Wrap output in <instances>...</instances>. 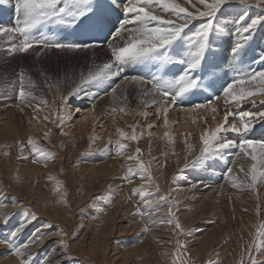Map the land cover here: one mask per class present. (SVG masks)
Here are the masks:
<instances>
[{
    "label": "snow or ice",
    "instance_id": "obj_1",
    "mask_svg": "<svg viewBox=\"0 0 264 264\" xmlns=\"http://www.w3.org/2000/svg\"><path fill=\"white\" fill-rule=\"evenodd\" d=\"M8 2L0 0V4ZM184 3L188 6L178 0H14L13 24L0 23V55L11 58L32 54L39 59L51 51L91 52L92 58L85 69L71 77L57 76L54 83H49L47 74L40 72L43 89L55 94L51 101L44 98L41 85L25 68L18 69L15 78H0L3 85L0 99L14 98L18 106H23L21 111L30 107L34 113L59 100L55 123L63 135L64 121L73 111H78L66 110L70 100L83 95L95 101L102 99L103 93L110 95L115 103L121 98L127 99V89L132 86L139 97L146 98L140 103L156 108L155 119L163 118L164 131L160 138L169 145L176 142L168 119L170 108L179 105L190 113L210 110L215 126L208 123L206 115L198 133V152L194 145L184 140L187 145L184 170L222 163L224 175L234 189L257 192L258 186H264V138L255 139L250 134L257 122L264 121V110H242V106L248 102L256 105L258 100L264 107V45L256 43L258 34H264V0H184ZM252 8L259 9V13L250 14ZM256 47L261 48L259 53ZM97 49L103 50V60H97ZM225 64L231 75L225 71L224 76H217L215 70ZM130 69L136 74H130ZM208 89L212 90L211 95L205 94ZM118 90L121 97L117 96ZM220 106L225 110L222 119L217 120ZM92 108L95 109V103ZM119 111L126 112L127 109L121 107ZM111 112L116 113L117 107H112ZM138 114L149 115L148 112ZM44 120L49 118L45 116ZM192 123L195 125L198 121L193 119ZM130 127V135L117 128L119 139L109 138L99 151L109 153L114 148L117 156L126 157L128 166L122 179L127 184L137 178L148 183V187L142 183L131 189L133 196L139 197L135 215L146 218L144 233L152 231L154 226L168 225L178 237H190L192 229H184L176 215L179 200L169 199L171 193H162L155 184L152 161L146 163L142 159L140 147H136L134 153L128 151L130 143L150 139L153 136L151 130L159 125L147 124L146 136L143 131L137 133L138 124ZM184 135L187 137L190 133ZM50 136V132L44 133L45 139ZM27 146L33 164L47 167L56 156L31 137ZM10 147L5 146L6 149ZM24 148V141H20L19 158L27 160L29 157L24 155ZM9 154L5 152V155ZM62 187L57 181L54 191L64 203L66 193L61 195ZM190 187L196 188L197 184L192 183ZM13 205L20 207L21 219L6 237L0 239V245L5 246L8 255L18 257L19 264H34V253L29 251L33 244L42 243L51 235L67 236V233L46 231L53 225L44 222L32 229L27 240L21 241L20 235L39 217L19 200H14ZM164 205H167V214L157 216ZM12 215L3 213V226L9 224ZM53 243L60 245L67 255L69 245L65 240ZM187 249L188 243L178 238L172 264H188L182 259ZM55 252V248L50 249L41 264H55L50 258ZM259 257H264V222L258 225L248 246V264H264V259ZM209 264H212L211 260ZM240 264H245L243 250Z\"/></svg>",
    "mask_w": 264,
    "mask_h": 264
},
{
    "label": "bare ground",
    "instance_id": "obj_2",
    "mask_svg": "<svg viewBox=\"0 0 264 264\" xmlns=\"http://www.w3.org/2000/svg\"><path fill=\"white\" fill-rule=\"evenodd\" d=\"M178 2L184 4V6H188L184 3V0H178ZM46 55L56 61V64L57 61L62 63L66 62L69 63V65L72 63L70 66H72L74 70L68 74L70 77L79 70L85 69V66L91 62L92 58L91 52L73 53L72 57L67 55V53L58 51L47 52ZM95 55L98 61L104 59V52L102 49H97ZM1 56L0 78L6 76L9 78H15V73L20 68L27 69L29 74L34 78V75L27 67L28 65L26 61L23 60L26 57L28 62L38 61L34 55H16L15 58ZM9 72L10 76L8 74ZM66 76V74H62L60 78L63 79ZM35 80L41 85V91L44 93V98L52 100L55 96L54 92L43 89V82L40 83L38 79ZM49 83H54V80H49ZM2 87L3 85L0 84V88ZM92 91L96 90L92 89ZM205 94L211 95V92L206 90ZM101 95L103 96L102 99L104 103L100 106L95 104V109L92 108L88 111L84 118L76 125L69 124V118L65 120V126L68 129H71L70 131L74 132L77 130L73 135V138L76 140L74 154L84 147L86 136L95 128L93 123L103 118H110V121H113V124L115 125L113 128L114 135L111 132H108L105 136V139L109 140V138L112 139L113 136L118 135V132L116 131L117 128L122 129L121 127H124L121 122H124L126 125L130 124L129 119L134 118V115L137 112L136 109L139 111L141 110V112H146V110L150 108L145 107L144 104L140 103L141 99L146 98L139 97L136 88L132 86H129L127 89V99L121 98L115 103L110 95H103V93H101ZM117 96L121 97V92L119 90ZM84 98L87 97L82 95L78 98L81 100H77L79 102L76 104L79 106L86 104L87 101ZM3 105L9 115L7 116L8 120L2 124L3 129L0 131V142L4 145L10 144L11 147L9 152L10 158L8 161H0V167L2 166L4 168L3 171H5L8 180L9 178L17 176L18 170V175L23 178L22 181L20 180L21 182L19 181L20 184L14 183V190H12V193H17L15 195H17L21 201L32 202L31 204H33L35 209L40 212L42 217L47 216L48 219L58 222L67 232L71 231L73 225H70L71 218H68V212L70 210V207H67L69 206L67 205V202L70 203V201H68V196L66 195L64 203L55 204V201H57L59 197L61 198V196L54 198L51 196V191L45 190L42 187L36 189L31 186L34 181L40 180L41 177L52 175L55 170L54 165L38 167L32 165H16L15 163V151L18 142L21 140L27 141L31 136H43L44 132L47 131L48 123H44L45 121L43 117L51 116V106H43L41 111L34 113L30 107H24V110L21 111L20 108L23 106H18V103L14 106L13 110H9L5 103H3ZM112 107H117V112L114 114L111 112ZM121 107L126 108L127 111H119V108ZM173 107L181 113V123L177 129L174 127L176 120L169 119L171 130L175 135L176 142L174 145H169L164 140L162 145L158 146L155 153L156 157L163 158V156H165L162 162L163 165L166 166H162L160 172L163 173L164 177H167L166 181L168 184L175 169L173 163L176 161L177 156L185 162L184 157L187 155V149L182 143L181 136H177V131L184 135L187 130L191 129V125L200 130L203 127L202 121L205 116L211 115L210 110H207V113L205 110H198L196 113H190L184 111L183 106L178 105ZM70 108H73L72 105L67 107L66 110H70ZM75 109L80 111L78 107ZM222 109V106L218 108V113L216 114L217 120H221L223 117ZM193 119H196L198 123L194 125L192 123ZM211 126H215L213 121ZM263 133H258V130L254 129L250 135L252 138L257 139V136L259 135L264 136L262 135ZM195 147L198 152L199 140L196 141ZM134 151L135 148H133L130 153H134ZM120 159L121 160L107 161L100 164V166H86L84 172L75 178L81 187H86L87 191L84 196L80 197L78 206H82L85 202L89 201L92 196L96 195L98 193L97 191L106 188V186L107 188L110 187L112 190H115L119 199L114 208L109 211L107 215L105 214L106 216L103 215L104 217L97 218L95 222H87V224L80 221V225L83 224L87 227L86 231L79 241L73 243V245L69 243L70 245L67 251L69 254L72 251H75L76 257L84 258V260L87 259L94 264H100L101 262V259L99 260L97 258L98 255L101 254V256L106 259L108 258V254L111 255L112 250H116V253L112 254L111 257H109L110 259L108 258L112 264H172L175 247L173 243V229L168 225H158L154 226L152 231L144 233L143 228L146 218L138 219L137 216L134 217L135 215L133 214V211L136 210V206L134 203L128 201V195L131 192V189L136 185H141V181L137 178L132 184L122 186L119 178L122 176L128 165L125 163L126 157ZM224 167L225 166L222 163H211L210 167H201L194 173L193 178L191 177V183L185 186V188L183 187L182 190L178 191L176 194L182 202H186L183 206H185L187 210L183 211L178 218L180 223L188 226V229L193 227V225L198 223L202 218L212 219L214 222H218L217 226L214 228L201 231L202 233H200L197 236V239L193 241V246H195L194 251H198L201 255L209 254L215 249L222 250L224 255H230L232 254V251H239L238 245L240 246V243L244 239H246L245 242L249 246L255 236L256 228L258 227L259 217L257 213L260 211L259 204L262 205L261 209L264 214V186H258L257 192L234 189L224 175ZM89 169L91 170L89 171ZM192 183H196L197 187L191 188L190 185ZM168 184L166 185L165 190L167 189ZM8 206L11 207V205ZM8 206L6 205L4 208L7 209ZM2 208L0 209V229H3L4 227L3 213H9ZM11 213H13L12 210ZM161 213L164 212H160V215H157L161 216ZM68 225L70 227H68ZM56 238H60L58 240L62 239L60 236L55 237V235H51L44 239L42 243L33 244L29 251L36 255L39 250L49 246V244H53V247L51 246V248H55L56 252L52 253L50 258L54 260L55 264H66L69 257L61 251L60 245L53 243V240ZM122 238H125L127 243L125 242V245L115 244L114 247L117 248L114 249L112 247L115 243L114 241L117 239L122 240ZM43 258L44 257H42V259ZM35 262L37 263V261ZM0 264H19V258L13 255H8L5 246L0 245Z\"/></svg>",
    "mask_w": 264,
    "mask_h": 264
},
{
    "label": "rangeland",
    "instance_id": "obj_3",
    "mask_svg": "<svg viewBox=\"0 0 264 264\" xmlns=\"http://www.w3.org/2000/svg\"><path fill=\"white\" fill-rule=\"evenodd\" d=\"M193 2H195V0H193ZM8 3L13 4L14 0H9ZM1 6H2V4H0V7ZM232 10L233 9H229V11H232ZM259 11H260L259 9L252 8V9H250V14L255 15V14H258ZM4 13L7 16L3 19L2 23L6 26L12 25L14 22L13 7H11L9 10H7ZM256 43H257V45H264V34H258V39H257ZM255 50L257 53H259L261 51V48L256 47ZM221 51H223V49H221ZM72 54L73 53H67V55H69L71 57L73 56ZM15 57L16 56H14V58ZM6 58H8V57H6ZM23 60L26 61L27 65H28L27 67H28L29 71L34 75V78L38 79V81L40 83L43 82V77L40 76L41 71H43L44 73L47 74V76L50 78L49 79L50 81H53L55 77H57V76L61 77L62 74H66L68 77H70L68 74L72 70H74V68H72V66H70L72 63H70V65H69V63H66V62L62 63L60 61H57V64H56V61H54L52 58H49L48 55H46V54L41 56L38 59V61H35V62L34 61L28 62V59H26V57ZM8 63H9V61H8ZM58 66H60V67H58ZM225 71H228L229 74L231 75L230 69H229L227 64H225V66L221 69H216L215 74L217 76H224ZM129 72H130V74H136V71L132 70V69L129 70ZM11 73H12V71H11ZM8 74L10 76V72ZM143 74H146V71H144ZM208 91L211 92V94H212L211 89H208ZM78 98H80V97H76V98L70 100L68 105H67V107H70V105H72L73 108H70V110L75 109L77 107L80 110L78 112L77 111L72 112V116L68 120L69 124H71V125L72 124L76 125L80 120H82L84 118L85 114L92 109L93 103L98 104L99 106L104 103L103 99H96L94 101L90 98H84L87 101V103L84 104L83 106H79L76 103L79 102L77 100H81V99H78ZM3 103L6 104V106L9 108V110L10 109L13 110L14 106L18 102L14 98L0 99V131L3 129L2 124H4V122H6L8 120L7 116L9 115L8 111L4 107ZM49 106H51V109H52V111L50 113L51 116H47L49 118V120L48 121L44 120L45 121L44 123L45 124L48 123L47 124L48 128H47V131H45V132L51 133L50 138L45 139L44 134H43V136H38V135L37 136H31V138L36 139L39 142V145L41 147H43V148L47 149L48 151L56 154L55 158L50 160L47 164V166L54 165L55 170L52 173V175H50V176L46 175L47 177H44V176L41 177L40 180L34 181L32 183L33 185L31 184V186L36 188V189L42 187L45 190L51 191V196L56 198V197L60 196V195H56L55 191H54L57 187V181H59L63 185L61 195H64V193H66V195L69 198L68 201H70V203L67 202V205H69L67 207L68 208L70 207V210L68 212V218H71V224L70 225H73L72 230L67 232L66 229H64L61 225H59L58 222L48 219L47 216H43L44 217L43 218L41 216L40 212L35 209L33 204H31L32 202L30 203L29 201L19 200V197L17 195H15L17 193H15V194H13L14 192L12 193V190H14V188H13L14 183L20 184V182L23 179L20 177V175H18L19 170H18L17 176L9 178V180H8L5 171H3L4 168L1 166L2 168L0 167V207L1 208L3 207L2 209H5L9 213H11V210H12L13 213H11V214H13V215L11 216L12 219H10V223L12 225L9 223V225H7V226H10V227L4 226L3 229H0V239H2V237L3 238L6 237L8 235L9 229H11V226L13 228L17 224V222L21 219V216H20L21 209H20V207L17 208L16 206L13 205L14 200H19L22 205L29 206V209L31 211H34L37 214L39 213L38 217H40L38 219V221L35 222L36 224L29 225L28 228L23 232V234L20 235L19 239L21 241L27 240L29 238V236L32 235V229L35 226L42 224L44 222H50L53 225V228L46 229V231L58 232L59 230H63L64 232L67 233V236L55 235V237L60 236V237H62L63 240H65L67 242L68 245H70V244L73 245V243L79 241L83 237V235L86 231V228H87L83 224L80 225V221L87 224V222L88 223H90L91 221L95 222L97 220V218H102V217L106 216L108 214V212L114 208L115 204L117 203V200L119 199L118 195L116 194V191L112 190L110 187L107 188V186H106V188H103V189H100L99 191H97L98 193L96 195L92 196V198L89 201L85 202L82 206H78V202L80 201V197L84 196L87 191H86V187L85 188L81 187V185H79L77 180L75 179L78 175H80L81 173L84 172L86 166H88V167L100 166V164L105 163L107 161L121 160L120 158H123V157L116 155L114 148H112L111 152H109V153H104V152L99 151V149H102L108 142V140L105 139L106 134L108 132H111L112 134L114 133L113 128L115 125L113 124V121H110L111 120L110 118H103V119H100L99 121L93 123V125H95V128L93 130H91V132L86 136L87 142L85 141L84 147L80 151H78L76 154H74V149L76 146V144H75L76 140L73 138V135L77 130H75L74 132L70 131L71 129H68L65 126L66 121H64L62 131L65 134L62 135L61 134V128L57 126V123H55L56 118H57V111L56 110L60 108V102H59V100H57L55 104H50ZM136 110H137V112L135 113L134 118L129 119L130 124L126 125L124 122H121L124 126L121 128L125 132L129 133V135L131 134V131H132V128L130 127L132 125L138 124L139 127L136 128L137 133L143 131L145 133V136L147 135V132L149 131L146 127L147 124L153 123L155 125H159V127L153 128L151 130L153 132V136L150 139L146 138V139H141L138 143H130L128 151L131 152L133 148L140 147L143 150L142 159H144L146 163L148 161H152L151 172H152V176L154 177L155 184L159 185L160 191L162 193H164V194L171 193L169 199L176 198L179 200V205H178L179 210L177 211L176 215L180 216L181 213H183V211L187 210L186 207L183 206L186 202H182L181 199L176 194L178 191H181L183 187L185 188V186L189 185L191 183V177L193 178L194 173L196 171H198L201 167H204V166L197 167V168H188V169L184 170L185 169V162H183L181 160V158L177 156L176 161L173 163L175 169L173 171L172 176L169 179V184H168L166 181L167 177H164L163 173L160 172L162 170L161 167L163 165L162 160L165 158V156H163V158L155 156V153H156V150L158 149V146L162 145V143L164 142V140L162 138H160V137H162L163 131H164L163 124H162L163 118L161 117L160 119H155V113H156L155 107H150L146 110V112L149 113V115L147 117H144V116H141L138 114L141 112V110L140 111L138 109H136ZM224 110L225 109L223 108L222 109L223 113H224ZM232 110L236 111L235 108H233ZM242 110L258 111V110H264V107H262L259 104V101L257 100L256 105H252L250 102L245 103L242 106ZM210 116L211 115H207V120H208V123L211 125L212 119L210 118ZM168 119L176 120L174 127L177 129L181 123V113L179 111H177V109H175L174 107L170 108L169 113H168ZM230 120H231V118H230ZM262 124H264V121L257 122L255 125L254 129L258 130V133L264 132V127H262ZM200 130H198L197 127H194L191 125V129L187 130V132H186V133H190V135L185 137V135H182L181 132L177 131V136L178 137L181 136L182 143L184 145H185L184 140L187 139L188 144L195 146L196 141L198 140V133L200 132ZM103 136H104V138H103ZM262 137L264 138V136L259 135V136H257V139H261ZM117 139H119V134L113 136V138H112L113 141H115ZM19 142L17 144L16 151H15L16 152V160H15L16 165L17 164L32 165V166H38V167L43 166L42 164H39V163L33 164L31 162L32 157L30 155V148L27 146V141H24V143H25L24 155L28 156L29 158L27 160H25L23 158H19L20 157ZM5 146L6 145H4L3 143L0 142V161H8V159L10 158V154L5 155L6 151L8 153L10 152V148L6 149ZM185 147L187 149V145H185ZM153 158H155V159H153ZM90 170L91 169H89V171ZM125 172H126V170L123 172L122 176L119 178L122 186L128 185L122 179V177L125 175ZM142 183L144 184L145 187H148V183L146 181H144V182L141 181V184ZM167 184H168V187L165 190V187ZM139 186L140 185H136L134 187H139ZM151 190L154 191V188H152ZM112 193H114V194H112ZM129 197H131V199H129ZM60 201H61V198L59 197V199L57 201H55V204H60L61 203ZM128 201L134 203V205L137 206V203L139 201V197L133 196L132 192H130L128 195ZM6 205L7 206L11 205V207L8 206L9 208L7 207V209H6V208H4V206L6 207ZM163 207H162V209H160L156 213V215L157 214L160 215V212H164V213H161V216H165L167 214V212H166L167 205H164ZM259 208H260V211H258V213H257L258 217H259L258 218V225L261 222H264V219H263L264 214L262 213V209H261L262 205L261 204H259ZM135 211L136 210L133 211L134 215H135ZM136 216L137 215H135L134 217H136ZM137 218L141 219V217H139V216H137ZM142 219H144V218H142ZM217 224H218V222H214V220H212V219L202 218L198 223L193 225V227L189 228V229H192V235L190 237H187V236H179L178 237L175 233H173L174 234L173 235L174 236V239H173L174 246H175V241L178 238L181 241L188 243L187 254L184 255L182 257V259L186 260L188 262V264H209V260L212 261V264H215L216 261H219L220 264H240V258H241L242 250H243L245 264H248V258H247V246L248 245L245 242L246 239H244L240 243L241 244L240 246L238 245L239 251L238 252L232 251V254H230V255H224L222 253V250H216V249L213 250L212 252H210L209 254H206V255H201L198 251H194L195 246H193V241L197 239V236L200 233H202L201 231H204L205 229H212L215 226H217ZM181 225L184 229H186V230L188 229V226H186L182 223H181ZM68 227H70V226L68 225ZM171 228H172V226H171ZM29 230H31V231H29ZM3 231L5 234L3 233ZM58 239H60V238H56L53 241H59ZM231 241H232V239H231ZM114 242L115 243L112 245V247L114 249H116L117 247H114L115 244L125 245L126 240H125V238H122V240L117 239ZM51 246L53 247V244H49V246L43 248L44 250L43 249L39 250L36 253V255L33 256L34 258H32V259L34 260V264L36 263L35 261H37L36 264H41V261L44 260L46 257L45 254L48 253L50 251V249H52ZM236 248H237V245H236ZM174 249H175V247H174ZM114 253H116V250H112L111 255ZM217 253H218V255H216ZM67 255L69 258L67 259L66 264H94L87 259L84 260V258L82 259L80 257H76L75 251H72L70 254L67 251ZM111 255L108 254L107 257L109 258V257H111ZM35 256H37V257H35ZM42 257H44V258L42 259ZM97 258L99 260L101 259L100 264H112L109 260L110 258L105 259L101 256V254L98 255ZM259 258L264 259V257H259Z\"/></svg>",
    "mask_w": 264,
    "mask_h": 264
}]
</instances>
